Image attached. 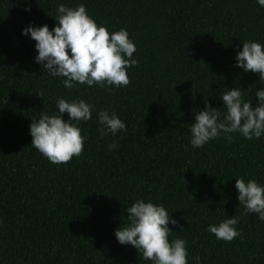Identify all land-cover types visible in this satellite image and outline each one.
I'll return each instance as SVG.
<instances>
[{
    "label": "trees",
    "instance_id": "obj_1",
    "mask_svg": "<svg viewBox=\"0 0 264 264\" xmlns=\"http://www.w3.org/2000/svg\"><path fill=\"white\" fill-rule=\"evenodd\" d=\"M81 3L109 32H129L139 62L129 86L65 88L66 78L35 62L36 42L23 30L53 29L59 4ZM243 41L264 44L257 0H0V264H151L114 234L139 199L163 204L179 222L169 224L170 239L187 241L188 264L197 256L199 264H264V221L239 205L235 187L241 176L264 185V136L190 144L205 100L222 108L220 95L237 86L258 103L264 81L234 67ZM61 97L94 108L80 124L83 154L57 165L31 146L30 124L58 111ZM102 109L127 130L101 138ZM232 216L242 236L225 242L210 233Z\"/></svg>",
    "mask_w": 264,
    "mask_h": 264
},
{
    "label": "clouds",
    "instance_id": "obj_2",
    "mask_svg": "<svg viewBox=\"0 0 264 264\" xmlns=\"http://www.w3.org/2000/svg\"><path fill=\"white\" fill-rule=\"evenodd\" d=\"M257 2L264 7V0ZM57 13V24L53 29L47 24L29 25L22 32L25 36L30 34L36 42L38 55L35 62L42 65L45 74L66 78L63 85L69 89L77 84L99 85L101 88L131 84L128 69L138 66L139 62L133 58L137 47L126 29L109 32L106 26L98 25L88 14L83 3L75 8L59 4ZM235 59L234 67L246 73H256L259 81H264V44L243 41V48ZM252 86L249 89L253 90ZM225 89L220 95L222 108H213L205 100L204 109L195 112L190 128L193 148H201L222 134L229 143L234 140L233 133H239L247 140L264 136V88L255 91L256 105L252 96L245 101L242 88ZM36 94L44 99L43 92ZM56 108L58 111L53 114L42 112L38 120L32 119L30 135L33 138L31 146L51 163L59 165L83 154L85 137L80 124L92 119L94 105L83 99L69 101L61 97ZM65 113L68 120L63 118ZM98 120L103 126L98 129L101 138L127 130L126 123L107 109L98 112ZM117 147V142L109 145L110 150ZM235 187L239 193V205H244L246 213L258 214V218L264 221V185L255 179L246 181L241 176L236 179ZM126 213L127 222H123L114 233L121 245L135 247L140 257L151 264H188L187 241L170 239L174 232L169 224L178 226L179 222L163 204L139 199L127 208ZM239 223L240 218L232 216L218 225H209L208 230L218 240L231 242L242 236V231L236 227ZM194 259L199 264L200 257Z\"/></svg>",
    "mask_w": 264,
    "mask_h": 264
}]
</instances>
